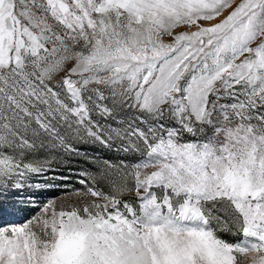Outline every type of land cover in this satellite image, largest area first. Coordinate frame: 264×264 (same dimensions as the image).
Wrapping results in <instances>:
<instances>
[{"label":"snow or ice","instance_id":"snow-or-ice-1","mask_svg":"<svg viewBox=\"0 0 264 264\" xmlns=\"http://www.w3.org/2000/svg\"><path fill=\"white\" fill-rule=\"evenodd\" d=\"M0 264H264V0H0Z\"/></svg>","mask_w":264,"mask_h":264},{"label":"rangeland","instance_id":"rangeland-1","mask_svg":"<svg viewBox=\"0 0 264 264\" xmlns=\"http://www.w3.org/2000/svg\"><path fill=\"white\" fill-rule=\"evenodd\" d=\"M82 150L88 152L90 155H101L105 158L112 157L113 159L117 158V155L113 152H94L91 145L84 146ZM85 166L73 160L71 165L72 171H65L64 166H61L52 169L45 176L36 177L35 179L41 183L43 190L34 197L36 203L24 215L30 216L37 214L45 203L57 197L68 198L74 189L81 187L77 182L76 172ZM64 176H68L71 179L66 181L63 178Z\"/></svg>","mask_w":264,"mask_h":264}]
</instances>
